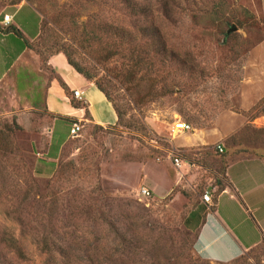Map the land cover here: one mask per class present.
<instances>
[{
	"label": "rangeland",
	"instance_id": "rangeland-1",
	"mask_svg": "<svg viewBox=\"0 0 264 264\" xmlns=\"http://www.w3.org/2000/svg\"><path fill=\"white\" fill-rule=\"evenodd\" d=\"M23 3L42 23L30 40L26 8L14 20L27 25L20 42L0 31V264H264V224L246 202L218 205L263 240L239 261L205 259L226 256L220 245L199 255L184 222L228 159L264 155L262 0H3L0 16ZM23 45L31 52L12 69ZM58 51L109 91L121 118L102 129L85 120L75 137L59 120L43 150L49 120L35 102ZM184 122L190 131L174 129ZM68 138L56 171L40 174Z\"/></svg>",
	"mask_w": 264,
	"mask_h": 264
},
{
	"label": "crops",
	"instance_id": "crops-1",
	"mask_svg": "<svg viewBox=\"0 0 264 264\" xmlns=\"http://www.w3.org/2000/svg\"><path fill=\"white\" fill-rule=\"evenodd\" d=\"M262 5L264 9V0H262ZM26 8L31 9L29 13L34 16L33 23L37 22L38 30L37 32H33L34 29L31 30V39L25 36L24 38L33 41L39 35L42 21L39 12L27 3L13 6L12 9H14V12L12 14L8 11L5 12V14H10L12 16V21L8 26L3 25L2 22H0V25L5 28L10 26L15 27L22 33L23 31L19 26L22 28L24 26L23 29H26L27 25L25 26L20 23L18 26L14 23V20L17 18V15ZM0 34L2 33L0 32ZM13 35L19 38V42L21 41L19 35L14 32H9L5 35V38H9V36ZM21 39H23V37H21ZM30 52L31 50L23 45L19 51L14 54V64L12 63L10 67L13 69L15 66L19 65L24 61L25 55ZM46 63L54 71V76L48 78L41 74V80L43 81L42 87L40 88L41 101L35 102V104H39L42 108L35 109L45 113L44 115L49 122L46 124V128L38 132L39 135L45 138V142L37 140L38 142L35 143L36 148H42L44 150L50 147L53 142L57 141L55 130H57L56 127L59 120L64 119L65 121H69V123L70 120L82 122L86 120L103 127L117 124L118 116L112 103L94 82L87 80L68 62L67 57L63 53L50 55ZM8 72L9 71H7V73ZM7 73L5 72L0 79L5 77ZM62 83L66 86H63ZM75 90L81 91V99L73 96ZM72 101H83L86 103L90 113L88 120L86 119L87 108L76 107L73 105ZM69 139L70 138L63 140L62 143H56V145H58L57 153L56 155H49L50 157L47 158V165L40 163L35 165V169L40 174L50 175L56 171L58 161L63 152V147ZM222 146L224 147V145ZM37 154L40 155L41 153L37 152ZM217 178L223 180L224 190L219 192L217 184L213 185L210 189L209 192L212 194V198L215 196L217 199L214 206L209 209L201 198L200 203L192 207L184 222L197 234L195 250L199 255L201 250H209L214 246L220 245L228 253L226 256L212 253L207 254L205 256L206 258H203L212 261H233L260 244L263 240H255L249 235H246L247 237L241 235L238 232L240 228H238V223L232 220V215L236 214V212L232 215L223 214L218 208L219 201L226 196L230 198L229 200L231 201L240 199L241 202H246V211L242 209L245 212L244 214H251L253 211L254 218L251 217L257 223L264 224V157L257 154H248V156L245 157L228 159L225 165V172L218 174ZM250 209L252 210L251 212ZM194 211L198 212L197 217L196 219H191V213Z\"/></svg>",
	"mask_w": 264,
	"mask_h": 264
},
{
	"label": "trees",
	"instance_id": "trees-1",
	"mask_svg": "<svg viewBox=\"0 0 264 264\" xmlns=\"http://www.w3.org/2000/svg\"><path fill=\"white\" fill-rule=\"evenodd\" d=\"M21 0H17V3L20 2ZM0 4L2 5L3 4V0H0ZM16 4V3H14ZM3 20V17L0 16V22H2ZM0 31L2 32H6V33H9V32H14L15 34L19 35L20 37H23V34L15 27H2L0 25ZM26 44L27 46H29L31 49H33L35 52H37L39 55L42 54L41 50H39V48H37L34 44H31L29 43L28 40H26ZM57 53H63L66 57H67V60L68 62L80 73L82 74L87 80L91 81V82H94L95 85L105 94V96L107 97V99L112 103L116 113H117V116H118V120L121 118V112H120V109L118 108V106L113 102V99L109 93V91L101 84L99 83L98 81H95L94 80V76L91 75L88 71L84 70L82 67H80L72 58L71 56L64 52V51H58ZM56 54V53H54ZM53 55V54H52ZM48 58V57H47ZM47 61V59L45 60V62ZM47 65V63H46ZM48 66V65H47ZM63 86H66L64 83H62ZM73 105L76 106V107H85L87 108V105L85 102L83 101H79V102H74L72 101ZM86 116L87 118L90 117V113H89V110L87 108V112H86ZM77 122V120H70V129H71V126L73 125V123ZM98 128L102 129L103 127L100 126V125H96ZM256 154V153H254ZM257 155H260V156H263L262 154H257ZM225 172V168L223 169V173ZM217 186H218V191L219 192H222L224 190V184H223V181L218 179L217 181ZM216 197H215V201H216ZM195 245L193 244L192 248H194ZM238 261L240 260V257L237 259ZM217 262H220V263H223L222 261H217Z\"/></svg>",
	"mask_w": 264,
	"mask_h": 264
},
{
	"label": "built area",
	"instance_id": "built-area-1",
	"mask_svg": "<svg viewBox=\"0 0 264 264\" xmlns=\"http://www.w3.org/2000/svg\"><path fill=\"white\" fill-rule=\"evenodd\" d=\"M11 21H12V16L10 14H5L4 17H3V20H2L3 25L8 26ZM73 96L75 98L81 99L82 93L79 90H75L73 92ZM82 127H83V122L82 121H77V122L73 123V125L71 126V129H70V136L71 137L77 136L80 133V131L82 130ZM174 129L177 130V131L186 132V131H190L191 130V126L189 124L185 123V122L184 123H177ZM217 150L220 153H224V147L221 144L217 145ZM173 163L175 164V166L181 167L182 166L181 157H176L173 160ZM141 192L146 197H150V195H151L150 190L145 188V187L142 188ZM202 201L207 205V207L209 209L214 206L212 194L209 191H206L202 195Z\"/></svg>",
	"mask_w": 264,
	"mask_h": 264
},
{
	"label": "water",
	"instance_id": "water-1",
	"mask_svg": "<svg viewBox=\"0 0 264 264\" xmlns=\"http://www.w3.org/2000/svg\"><path fill=\"white\" fill-rule=\"evenodd\" d=\"M233 31H236V27L230 28V30L228 31V34L231 33V32H233Z\"/></svg>",
	"mask_w": 264,
	"mask_h": 264
}]
</instances>
